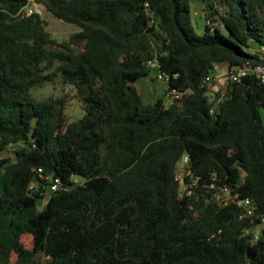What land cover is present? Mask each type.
<instances>
[{"label":"trees","instance_id":"1","mask_svg":"<svg viewBox=\"0 0 264 264\" xmlns=\"http://www.w3.org/2000/svg\"><path fill=\"white\" fill-rule=\"evenodd\" d=\"M36 1L78 31L58 41L26 0H0V264H264V84L205 82L264 65V0ZM153 60L170 79L145 103ZM56 81L82 118L33 98ZM37 168L60 180L42 209Z\"/></svg>","mask_w":264,"mask_h":264},{"label":"rangeland","instance_id":"2","mask_svg":"<svg viewBox=\"0 0 264 264\" xmlns=\"http://www.w3.org/2000/svg\"><path fill=\"white\" fill-rule=\"evenodd\" d=\"M194 11H197V13H193L192 15V22L193 26L196 30V32L199 31V27H197L196 21L198 18L201 17V12H203L204 5L200 3L193 4ZM41 17L46 21L47 23V30L52 35V37L58 41H64L69 38V36L75 32L78 31V28L75 25L64 23L56 18H54L52 15L46 12V10L43 8L41 10ZM202 32V31H201ZM225 68L223 66H219V71L221 70L222 73H220V76L217 77V81L221 79V83H216L217 90L210 91V94H213L221 89H223L227 83V71L224 70ZM216 78V77H215ZM165 84L162 82H159L155 79V72L152 71L149 76L146 78H143L140 80L136 87L139 90L141 97L145 103H152L156 99L160 98L162 96V93L165 88ZM152 92L150 95L151 97H148L147 92ZM31 94L33 98H35L36 101H44L47 100L50 97L57 98L61 96L67 97V109H66V121L67 123H70L72 121L78 120L84 116V111L82 109V104L78 99H75L76 92L70 91V88L63 87L59 81L55 82L54 84H47L43 86L42 88H33L31 90ZM68 95V96H67ZM153 97V98H152ZM169 102V101H167ZM6 154L3 155V157L12 156L13 149L10 148ZM50 195V190L47 188L46 198L43 202L39 203V208L42 209L43 205L47 201V197ZM23 243L26 247H31V239L30 238H24ZM37 261L44 262L45 259L43 256H38Z\"/></svg>","mask_w":264,"mask_h":264},{"label":"built area","instance_id":"3","mask_svg":"<svg viewBox=\"0 0 264 264\" xmlns=\"http://www.w3.org/2000/svg\"><path fill=\"white\" fill-rule=\"evenodd\" d=\"M147 6V5H146ZM43 9V6L37 3L36 0H26V6L24 7L23 11L27 16L33 15V14H39L41 15V10ZM153 22H151L152 24ZM147 65L152 69V71L155 72V79L159 82L164 83L165 85L168 84L169 82V76L162 73L159 69L158 62L156 60L149 61ZM219 66L220 65H215L213 68V73L206 77L205 82L206 83H211L214 79V74L219 71ZM227 81L231 82H241L242 79L246 77H255L258 79L262 84H264V65H251V64H244L242 67L234 69V70H227ZM225 88V87H224ZM224 88L219 90L222 93L224 92ZM183 94L176 91V90H170L166 94V100L167 101H172L181 98ZM220 101L218 99L217 103ZM187 157L184 156L182 160L179 162L177 166V179L183 183V179L185 176V165L187 163ZM36 175L38 176L39 179L43 180L45 183L48 184L49 190L51 193L57 191L60 180L58 178H52L50 175H45L42 171V169L37 168L35 170ZM74 183H78V179H73ZM223 192H226V189L223 190ZM244 201H239L238 205H243ZM253 214L252 210L247 209L245 215L246 216H251ZM264 226V218H262L261 225L256 226V231H259L260 227ZM248 232V231H247Z\"/></svg>","mask_w":264,"mask_h":264},{"label":"crops","instance_id":"4","mask_svg":"<svg viewBox=\"0 0 264 264\" xmlns=\"http://www.w3.org/2000/svg\"><path fill=\"white\" fill-rule=\"evenodd\" d=\"M194 13H197V11H194ZM201 17L198 18V20L196 21V24H197V27H199V31L198 34H201L203 32V29H204V12H201ZM202 31V32H201ZM223 66L225 69L224 70H228L227 67L225 65H221ZM223 70H221L220 72H217L214 74V79L213 81L210 83V90H217V85L216 83H221V79H219L218 81L216 80L218 76H220V73H222ZM216 77V78H215ZM216 82V83H215ZM147 92V91H146ZM148 94V97H151L150 95L152 94V92H147ZM153 98V97H152ZM167 103H170V102H167Z\"/></svg>","mask_w":264,"mask_h":264},{"label":"water","instance_id":"5","mask_svg":"<svg viewBox=\"0 0 264 264\" xmlns=\"http://www.w3.org/2000/svg\"><path fill=\"white\" fill-rule=\"evenodd\" d=\"M73 92H77L76 90H74Z\"/></svg>","mask_w":264,"mask_h":264}]
</instances>
